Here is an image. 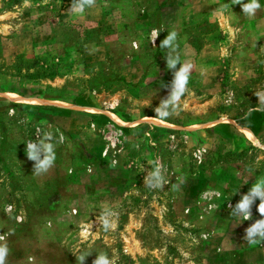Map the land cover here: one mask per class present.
I'll return each mask as SVG.
<instances>
[{
	"label": "rangeland",
	"instance_id": "rangeland-1",
	"mask_svg": "<svg viewBox=\"0 0 264 264\" xmlns=\"http://www.w3.org/2000/svg\"><path fill=\"white\" fill-rule=\"evenodd\" d=\"M112 1L0 0L5 264H225L240 247L225 238L264 220L259 198L250 218L233 212L264 185V40L233 19L243 32L220 36L219 73H204L179 51L218 31L195 0ZM139 62L142 83L127 82ZM47 146L55 159L37 172ZM157 168L162 188L146 184Z\"/></svg>",
	"mask_w": 264,
	"mask_h": 264
},
{
	"label": "crops",
	"instance_id": "crops-1",
	"mask_svg": "<svg viewBox=\"0 0 264 264\" xmlns=\"http://www.w3.org/2000/svg\"><path fill=\"white\" fill-rule=\"evenodd\" d=\"M222 1V2H221ZM220 3H223L224 5H227L226 11L219 10L217 0H195V6L197 10L190 11L193 16L201 17V19L208 20V23H217L218 24V31L216 33H212L210 30H206V27L203 28V30H199L197 36L199 38V43H196L195 40H193L191 36L183 37V45L180 47L179 51L180 54L183 55L184 61L188 60L192 57V59L195 61L196 58H199L201 56L202 59H197L198 63L201 65V62H203L202 69L204 70V73L209 74H218L219 72H214L215 69L217 70L218 67H221V63L218 62V55L214 52L219 51L221 45V37L223 35H228L230 37H236L239 35L240 32H243L242 30L238 29L239 25L237 22L233 23V19H238V21H241L243 19H250V31L248 33L251 34V37L253 39V42H256L255 44L259 43L261 40H264V0H258L260 4V8L256 10L255 15L249 16L243 13L242 4L239 7V3L236 2V0H221ZM115 3V0L112 1ZM244 4H247L250 2V0H242ZM234 5H238L236 7H233ZM110 13L113 14L114 9L110 6ZM95 14H104L105 10H97L94 9ZM122 11L121 9H119ZM126 11V10H125ZM124 11V13H126ZM118 16V13L113 16V18H116ZM223 20V22H222ZM235 26V27H234ZM193 29H190L189 31H196L195 27H192ZM185 29V28H184ZM211 29V28H210ZM169 35L172 33H175L176 35L179 34V29H169ZM175 35V36H176ZM221 36V37H220ZM195 39V38H194ZM231 39V38H230ZM172 41H175L172 40ZM189 52H195L194 54H189L191 57H186L184 53ZM214 55V56H213ZM217 55V57L215 56ZM220 59V56H219ZM135 60V58L133 59ZM243 65V64H242ZM126 66H129L128 73L125 77L127 79V82L129 83H136L141 81L143 79V73L142 70V63L139 62V64H127ZM195 66V65H194ZM239 66H241L239 64ZM197 69L198 67L195 66ZM239 74L237 76L246 77L249 72L243 71L242 69H236ZM204 74L202 75V77ZM205 74V80L208 78ZM237 79V78H236ZM162 81V80H161ZM176 81V80H175ZM200 81V80H199ZM211 81V80H210ZM209 81V85L207 87H211V84L213 83ZM218 82V79H217ZM177 85H179L181 82H176ZM198 83H201L198 82ZM207 83V82H206ZM204 83V84H206ZM202 84V83H201ZM205 88V87H204ZM203 88V89H204ZM227 242L232 241L233 243L236 242L240 246L239 249H236V251L233 252H224L221 254V258H224L226 261L225 264H264V241H260L256 244H249L246 240H242L241 238L233 240L229 238H225ZM252 256V258H250Z\"/></svg>",
	"mask_w": 264,
	"mask_h": 264
},
{
	"label": "clouds",
	"instance_id": "clouds-1",
	"mask_svg": "<svg viewBox=\"0 0 264 264\" xmlns=\"http://www.w3.org/2000/svg\"><path fill=\"white\" fill-rule=\"evenodd\" d=\"M237 3L242 4L243 13L249 16L255 15L257 9L260 8L258 0H250L249 3L244 4L242 0H236ZM95 0H73L70 11L82 12L85 6H93ZM175 33L169 35L163 42V46H167L175 39ZM186 82V77H185ZM36 146L34 144L28 145V156L29 159H36L37 153L35 151ZM48 155L46 158L40 162L38 165L37 172L46 171L52 164L55 159L54 154H52L51 146H47ZM165 181L161 175V171L157 168L150 175V178H146V184L152 188H162ZM255 198L260 199L258 205V212L264 216V185L258 184L254 186L249 194H245L242 200L237 204L236 209L233 210L235 213H242L245 219L250 218L251 215V204L254 202ZM107 226V225H106ZM246 235L244 239L249 244H256L260 241H264V220L258 221L256 224L248 227L246 230ZM259 237V239H257ZM2 239V237H0ZM7 246H0V264H5V259L8 255ZM80 259V264H83V258ZM94 264H109L107 258L100 257L94 261Z\"/></svg>",
	"mask_w": 264,
	"mask_h": 264
}]
</instances>
